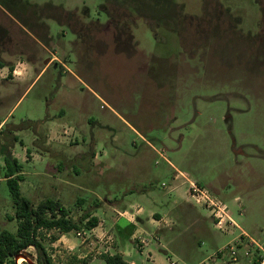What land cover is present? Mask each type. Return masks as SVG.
Here are the masks:
<instances>
[{
	"label": "rangeland",
	"instance_id": "1",
	"mask_svg": "<svg viewBox=\"0 0 264 264\" xmlns=\"http://www.w3.org/2000/svg\"><path fill=\"white\" fill-rule=\"evenodd\" d=\"M14 159L33 204L51 198L74 220H99L95 233L83 226L47 244L56 264H105L118 247L131 250L128 264H199L241 233L264 249V0H0V227L9 232ZM187 180L236 226L215 225ZM148 192L168 225L141 213L149 243L140 251L134 227L109 207L133 214ZM261 252L241 237L232 264H258Z\"/></svg>",
	"mask_w": 264,
	"mask_h": 264
},
{
	"label": "trees",
	"instance_id": "2",
	"mask_svg": "<svg viewBox=\"0 0 264 264\" xmlns=\"http://www.w3.org/2000/svg\"><path fill=\"white\" fill-rule=\"evenodd\" d=\"M13 163L12 169L10 163L7 162L9 171L6 173V183L14 204V214L11 218L16 221V230L9 232L0 227V264H17L15 257L18 255H25L36 264H56L47 244L54 243L58 236H50L49 232L54 230L58 234H66L73 230L77 231L83 226L90 230L97 226L98 219L85 212L80 218L74 220L69 209L58 200L51 198H45L33 204L20 194L19 181L22 177L18 172L21 166L15 159ZM83 221L86 222L83 224ZM29 248L35 251L34 259L27 251ZM102 257L105 264H128L117 252ZM77 261V264L87 263L85 259Z\"/></svg>",
	"mask_w": 264,
	"mask_h": 264
},
{
	"label": "built area",
	"instance_id": "3",
	"mask_svg": "<svg viewBox=\"0 0 264 264\" xmlns=\"http://www.w3.org/2000/svg\"><path fill=\"white\" fill-rule=\"evenodd\" d=\"M187 181L190 183V195L194 197L197 202L204 203L210 209L215 225L221 229L225 224L236 226V224L231 220L229 210L224 203L218 200L214 195L203 190V188L199 185H196L189 180ZM241 237H246L250 245L258 247V250L260 249V251L262 250L263 253L261 252L262 254L260 253L258 258L254 261H257L258 264H264V249L256 242L253 237L246 236L245 233H241V235L238 236L236 240L229 242L224 247L218 249L217 252L210 254L199 264H232V261H237V242ZM139 241L144 243L143 240Z\"/></svg>",
	"mask_w": 264,
	"mask_h": 264
},
{
	"label": "crops",
	"instance_id": "4",
	"mask_svg": "<svg viewBox=\"0 0 264 264\" xmlns=\"http://www.w3.org/2000/svg\"><path fill=\"white\" fill-rule=\"evenodd\" d=\"M154 184L155 183H152L153 186H154ZM175 187H177V185L174 186L172 189H174ZM141 196H142L143 202L146 204V207H144L143 205H141L139 203L131 204L130 207L135 209L133 214L127 213L126 210L120 211V210L114 209V207H112V208L109 207V209H111L112 211L116 212L118 214V216L126 217L125 221L127 223H129L131 226L134 227V230L131 233L130 238H129L130 241L133 242V240L136 239V237H141V239L144 241L145 244L141 245L140 249L136 247L140 251H141L142 248H144L149 243V240L146 239L147 234H148L147 231L145 229H143V228L138 226V224L141 223V219H140V214L141 213H144V212L148 213V223H150L152 226H157V227L159 226L160 227V224L162 226L168 225V218L167 217H163L158 211L155 210L158 196H155V195L151 194V192H148V193H145V194H141ZM146 208H147V210H146ZM126 214H127V216H126ZM94 215L95 214L93 213V216ZM98 224H100L99 220H98ZM96 228L97 227L91 228L89 231L95 233ZM66 234H68V233H66ZM64 235L65 234H60L56 241L59 242ZM150 238H151V236H150ZM152 238L158 239L159 235L157 234L155 237H152ZM53 246H55L54 243H53ZM61 247H64L67 252L70 249H72L71 246H68L66 244H64V246H61ZM67 249H69V250H67ZM56 252H60V250H56ZM116 252L120 253L123 257H131V250H126V249L125 250H120L119 247H118ZM110 254H113V253H110ZM86 256H87V254H83L82 256H78V258H82L83 259ZM52 257H53V255H52ZM94 258H96V257L94 256L92 259H89L86 264H88L89 261H93ZM130 264H135V262L133 260H131Z\"/></svg>",
	"mask_w": 264,
	"mask_h": 264
},
{
	"label": "water",
	"instance_id": "5",
	"mask_svg": "<svg viewBox=\"0 0 264 264\" xmlns=\"http://www.w3.org/2000/svg\"><path fill=\"white\" fill-rule=\"evenodd\" d=\"M19 259H21V260H23V261H26L27 264H36L35 261L31 260L30 258H28V257L25 256V255H18V256L15 257L16 262H17Z\"/></svg>",
	"mask_w": 264,
	"mask_h": 264
},
{
	"label": "bare ground",
	"instance_id": "6",
	"mask_svg": "<svg viewBox=\"0 0 264 264\" xmlns=\"http://www.w3.org/2000/svg\"><path fill=\"white\" fill-rule=\"evenodd\" d=\"M18 264H19V261H18Z\"/></svg>",
	"mask_w": 264,
	"mask_h": 264
}]
</instances>
